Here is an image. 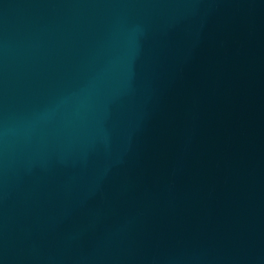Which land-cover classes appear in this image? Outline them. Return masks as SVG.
Listing matches in <instances>:
<instances>
[{"label":"water","instance_id":"obj_1","mask_svg":"<svg viewBox=\"0 0 264 264\" xmlns=\"http://www.w3.org/2000/svg\"><path fill=\"white\" fill-rule=\"evenodd\" d=\"M0 264H264V0H0Z\"/></svg>","mask_w":264,"mask_h":264}]
</instances>
